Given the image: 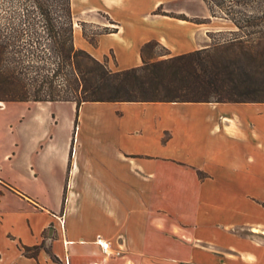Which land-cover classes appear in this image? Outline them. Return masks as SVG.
Masks as SVG:
<instances>
[{
	"label": "crops",
	"instance_id": "crops-1",
	"mask_svg": "<svg viewBox=\"0 0 264 264\" xmlns=\"http://www.w3.org/2000/svg\"><path fill=\"white\" fill-rule=\"evenodd\" d=\"M178 1L96 0L81 23L109 31L78 45L75 27L76 44L114 69L152 39V59L210 45L223 22ZM88 105L81 154L45 133L0 152V264H264V101H86L77 118Z\"/></svg>",
	"mask_w": 264,
	"mask_h": 264
},
{
	"label": "trees",
	"instance_id": "trees-1",
	"mask_svg": "<svg viewBox=\"0 0 264 264\" xmlns=\"http://www.w3.org/2000/svg\"><path fill=\"white\" fill-rule=\"evenodd\" d=\"M206 2L236 28L211 30L206 47L114 69L77 46L72 0H0V99L69 100L77 114L86 101H264V0Z\"/></svg>",
	"mask_w": 264,
	"mask_h": 264
},
{
	"label": "rangeland",
	"instance_id": "rangeland-1",
	"mask_svg": "<svg viewBox=\"0 0 264 264\" xmlns=\"http://www.w3.org/2000/svg\"><path fill=\"white\" fill-rule=\"evenodd\" d=\"M94 1L96 0H72L78 33V45L82 37V28L94 38L97 32L104 30V26L98 23L91 21H83V24L81 23L84 15L95 10ZM177 5H183L195 11H201L202 9L199 0H179ZM255 5H257L256 1L253 2V7ZM98 14L102 20L109 21L105 14ZM215 17L223 22L221 29L236 28L231 21L222 17ZM165 50V47L162 45L149 47L146 51V57L148 60H151L152 57H158V54ZM76 118V108L69 100L47 102L44 107H41L34 101H6L0 99V152L5 150L15 151L17 150V146L15 145L17 142L19 143L18 146L21 147L32 136L45 133L54 135L55 138L60 140L70 136L71 142H74V144H79L78 140L80 138V144L82 143V145H80L78 151L81 154L87 148L88 143L86 141L96 136L94 107L88 105L85 108L82 117H78L77 126L76 124L74 125ZM45 235L48 237V232ZM44 245L47 249H50L49 241L45 242Z\"/></svg>",
	"mask_w": 264,
	"mask_h": 264
},
{
	"label": "built area",
	"instance_id": "built-area-1",
	"mask_svg": "<svg viewBox=\"0 0 264 264\" xmlns=\"http://www.w3.org/2000/svg\"><path fill=\"white\" fill-rule=\"evenodd\" d=\"M99 241H100V244L102 245V248H103L104 251H106V252L110 251V244H109L108 241L102 240L100 238H99Z\"/></svg>",
	"mask_w": 264,
	"mask_h": 264
},
{
	"label": "bare ground",
	"instance_id": "bare-ground-1",
	"mask_svg": "<svg viewBox=\"0 0 264 264\" xmlns=\"http://www.w3.org/2000/svg\"><path fill=\"white\" fill-rule=\"evenodd\" d=\"M256 230H258V229H256Z\"/></svg>",
	"mask_w": 264,
	"mask_h": 264
}]
</instances>
